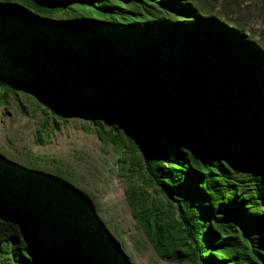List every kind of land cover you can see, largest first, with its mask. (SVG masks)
I'll return each mask as SVG.
<instances>
[{"label":"trees","instance_id":"1","mask_svg":"<svg viewBox=\"0 0 264 264\" xmlns=\"http://www.w3.org/2000/svg\"><path fill=\"white\" fill-rule=\"evenodd\" d=\"M0 90L140 132L121 169L160 259L264 264V47L230 18L196 0H0ZM0 208L2 264H129L65 178L0 155Z\"/></svg>","mask_w":264,"mask_h":264},{"label":"rangeland","instance_id":"2","mask_svg":"<svg viewBox=\"0 0 264 264\" xmlns=\"http://www.w3.org/2000/svg\"><path fill=\"white\" fill-rule=\"evenodd\" d=\"M196 1L220 17L230 18L264 47V0ZM2 95L0 90V155L65 178L83 191L129 264H180L157 256L132 215L127 189L138 183V174L121 169V162L123 157H141L140 132L123 115L106 112L90 119L61 121L49 111L47 116L44 107L26 92L11 94L6 100ZM105 132L116 136V143ZM146 190L164 201L153 187ZM174 213L178 215L176 209Z\"/></svg>","mask_w":264,"mask_h":264},{"label":"water","instance_id":"3","mask_svg":"<svg viewBox=\"0 0 264 264\" xmlns=\"http://www.w3.org/2000/svg\"><path fill=\"white\" fill-rule=\"evenodd\" d=\"M4 214V211L2 208H0V215Z\"/></svg>","mask_w":264,"mask_h":264},{"label":"built area","instance_id":"4","mask_svg":"<svg viewBox=\"0 0 264 264\" xmlns=\"http://www.w3.org/2000/svg\"><path fill=\"white\" fill-rule=\"evenodd\" d=\"M0 264H2V259L0 258Z\"/></svg>","mask_w":264,"mask_h":264}]
</instances>
